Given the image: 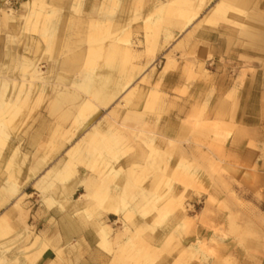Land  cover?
Listing matches in <instances>:
<instances>
[{"label":"rangeland","instance_id":"1","mask_svg":"<svg viewBox=\"0 0 264 264\" xmlns=\"http://www.w3.org/2000/svg\"><path fill=\"white\" fill-rule=\"evenodd\" d=\"M25 1L9 0V3L8 1L3 3L0 0L1 43H4L5 40L7 45H16L19 48L20 44L27 39L21 30L23 16L20 17L22 13L26 12ZM46 1H50L49 7L56 12L55 26L52 39L46 49L39 53V63L33 74L36 79L33 81L34 85H42L39 79L45 76L50 61L54 60L60 64L64 58L70 57L72 53L84 55L88 45L85 41V35L88 32L90 21L93 20H109L112 32L124 30L123 39L135 53L136 58L132 62L139 65V71L126 92L115 103L101 107L94 114L93 119L87 122L84 127L76 130L70 127L68 130L69 141L63 137L64 129L58 136L49 139L47 142H45L46 137H39L40 141L45 142L41 152H36L32 139L36 138L40 131L47 135L54 124V120L45 114L44 107L34 108L33 114L21 128L20 134L22 136L20 151L26 158L22 164L14 163L12 170L14 176L11 178L12 171L9 172V175L3 168L10 150L1 151L0 218L1 215H6V220L5 222L2 221V225L9 226V228L5 230L3 236H0V258L5 257L12 264H29L32 261L37 262L47 251L51 254H55V251L57 254L55 257L62 264H69L71 258L76 257L72 256L73 251L65 246L63 236L65 228H74L73 233L76 231L80 233L86 228L93 229V227L80 225L69 210L60 211L56 206L49 208L44 202L47 191L43 188L49 182L55 183L53 186L60 183V176L57 174L56 168L62 169L68 160V151L77 141L81 140L97 121L115 110L120 116V121L129 129H135V133L141 130L147 136L154 133L156 139L158 138L157 140L166 136L176 141L172 144L171 156L167 157L169 173L173 172L172 169H176L177 172L175 177H171L173 190L170 194L172 197L180 196L184 215L174 217L176 211L168 212L166 210V215L156 223L154 220L158 214L156 211L150 210L145 215L147 226L140 232L133 229L127 220H118L119 216L109 215L107 218L106 215H101V221L108 223L111 227V237L116 238L118 236L119 241L118 244H112L108 249H105L113 253L112 262L109 264H123L124 258L119 255V249L124 247L128 236L136 234V231L144 242H150L153 249L158 250V258L154 261L157 263L152 264H161L160 261L172 255L174 260L171 264H264L263 193L259 187L254 186L250 188L252 195L246 199V188H242L241 184H243V180H247V172L231 170L227 165L229 160L219 155L220 150L227 145H241L242 138L249 139L246 144L247 148L258 150L256 140L258 135L255 133L254 136H251L245 129L236 125L230 132L228 129L226 130L227 133L229 132L227 136L214 137V134L223 127L213 122L214 120L230 119V112L233 120V113L236 108L235 95L233 92L227 93L223 97L224 103L220 102L215 105L216 96L211 83L212 75L209 71L215 67V62L211 54H207V57L204 58L199 53L200 43L196 39V31L203 26H195L197 21L195 19L199 17L198 15L202 16L207 13L203 18L205 24L215 26L220 22L219 26L211 28L222 29L229 35L245 40L247 37L244 35V31L242 32L245 27L248 26L261 32L264 30V0H254L255 8L262 15L263 21L245 19L244 14L233 9H229L224 17L220 14H213L211 9L220 0H207L200 8L194 6V15L189 22L185 19H178L177 21L180 22L178 27H167L153 18L154 22L151 25H156L159 28L155 35L151 33L153 28L148 31L145 29L144 21L153 13V8L164 0H104L101 10L98 8L102 0H82L81 4L75 8L72 7L73 0ZM1 9H11V15L15 18L14 26H9L6 30H3L1 26ZM249 10H252L251 6ZM7 30L12 36L7 34ZM35 30L33 29L34 32H36ZM34 34L36 37L37 33ZM245 34L251 35V33ZM152 41L153 43H150ZM40 42L43 43L42 39ZM119 44L122 45L121 42ZM247 45L249 44L243 43L244 47ZM147 47H153L152 55L148 53ZM64 50L66 51L64 52ZM23 51L26 52L25 49ZM11 52L14 54L15 49H11ZM164 63L165 66L163 67ZM149 65H152V68ZM160 71L161 73L166 72L160 76ZM169 71L174 72V75L167 76L166 73ZM59 72L67 75V77L77 74L74 70L64 67ZM245 72L246 70L243 69L240 74L234 73L235 80L241 81ZM6 75L9 76L10 80L20 78L18 72L12 71L11 64ZM176 78L178 79V81L175 80L176 84L171 85L173 81L171 79ZM134 80L135 85H133ZM29 88L31 89V87ZM155 90L160 94L158 100L160 109H141L144 114L138 117L134 114H128L130 109L133 110L131 107L133 100L139 99L140 104L143 103L142 105H144L145 100H148ZM127 92H131V95L129 96L130 99L127 98L126 103V98L123 97ZM29 103L32 106L34 101L30 99ZM220 111H223L222 116ZM171 120L175 121V126H171ZM128 128L123 133L126 136L127 145L133 146V150L126 152L125 156L130 154L132 159L135 153L138 157L141 156V159L136 157L133 161L131 160V163L137 162V165L141 166L144 162L149 161L145 157L146 147L142 140L132 137ZM142 137L145 138L146 136ZM157 140L155 146L159 149L157 151L161 153L162 150H165V144H160ZM39 158L43 159V165L36 168L33 175H29V169L35 168V162ZM187 160L190 161V164H186ZM182 161L186 162L187 168L182 169L180 165ZM192 168L198 171L196 179H194L193 174L188 172ZM75 174L84 179L96 177V173L84 165H76ZM152 174V172H148L147 177ZM248 174L252 175L251 183L254 184H259L261 179H264V173H260L256 169L248 172ZM40 178L47 181L42 187L39 184ZM146 181L139 185L143 186ZM96 182L97 180H95ZM230 183L236 184L237 191L236 188L230 186ZM109 186L112 187L113 183ZM181 186L184 188L182 189ZM9 189L13 192H10ZM85 191L84 185L79 186L76 194L73 195V199H78L80 193ZM160 191L159 189L158 192L160 193ZM21 195L23 196L19 201L20 207L13 208L12 206ZM143 204L147 209L157 206L155 200ZM13 216L17 220L16 223L11 219ZM167 216L168 218H166ZM136 217L138 218L139 215ZM69 222L72 223L73 227L68 225ZM169 224L173 226V229L168 232ZM127 226H130L132 231L126 232L124 229ZM113 231L116 232L114 236H112ZM77 237L76 234H72V239L69 242ZM44 238L54 242L55 246L53 249L47 248L39 256L38 249L40 247H38V243L40 244ZM194 239V244H189L182 249L183 243H188ZM35 240H37V245L33 246ZM59 246H65L67 251L64 249L62 253L59 249L56 251V247ZM112 246H116V249H112ZM169 246H172V252L167 250ZM133 252L135 253L134 248L131 250V253ZM76 253L74 251V254ZM170 253L172 254L170 255ZM38 256L39 258L35 260ZM133 262L134 259L129 263L147 264L145 262L148 261L135 260Z\"/></svg>","mask_w":264,"mask_h":264},{"label":"bare ground","instance_id":"2","mask_svg":"<svg viewBox=\"0 0 264 264\" xmlns=\"http://www.w3.org/2000/svg\"><path fill=\"white\" fill-rule=\"evenodd\" d=\"M2 1L3 3L7 1L9 3V0ZM81 1L73 0L72 7L79 6ZM206 1L164 0L153 8V13L144 21V27L147 31L153 28L151 33L155 35L159 28L156 25H151L154 22L153 18H156L155 20L167 27H178L180 23L177 21L178 19H185L189 22L194 15V6L200 8ZM49 2L46 0L25 1L26 12L22 13L20 17L23 16L21 30L23 36L27 39L20 44L19 48L16 45H7L5 40L4 43L0 42V154L1 151L10 150L3 167L8 174L13 170L14 163L22 164L26 158L20 151L22 139L20 134L21 128L33 114L34 108L44 107L45 114L54 120V124L47 135L40 131L37 134L38 136L32 139L36 152H41L43 144L58 136L62 129L65 130L63 137L66 141H69L70 134L68 130L70 127L73 130L84 127L87 122L93 119L94 114L101 107L115 103L126 92L139 71V65L132 62L136 55L123 39L124 30L120 29V31L112 32L109 20H93L90 21L88 32L85 35V41L88 45L84 55L72 53L70 57H67L69 60L64 58L60 64H57L54 60L50 61L45 76L39 79L42 85H34L33 81L36 79L33 74L39 63V53L41 50L46 49L52 39L55 26L54 17L56 12L49 7ZM103 2L104 0L100 1L98 10L102 9ZM251 3V0H220L211 10L213 14H220L224 17L229 9H233L244 14L245 19L257 20L258 17L253 10H249ZM3 9H1V26L3 30H6L9 26H14L15 18L11 15V9ZM33 29H36V32ZM243 31L253 35L256 33L255 29L248 26ZM34 33H37L38 38L35 37ZM7 34L12 36L8 33V30ZM41 39L43 43L40 42ZM150 43H153V41ZM23 48L26 52L23 51ZM152 48L147 47L148 53H152ZM11 49H15L14 54H12ZM10 64L12 71L18 72L20 76L18 80H10L9 76L6 75L7 71L10 70ZM63 67L72 69L77 74L67 77V75L65 76L62 72H59ZM8 74L10 73L8 72ZM130 95L131 92L124 95L123 98H126V103L127 98L130 99ZM159 98V92L157 90L153 91L150 98L145 100L141 109H160L158 106ZM30 99L34 101L32 106H30V103L28 104ZM138 103L139 99L133 100L131 107L136 110L137 107L135 106ZM133 113L134 111L131 109L128 111V114L133 115ZM66 127H68L67 130ZM126 128L128 127L120 121V116L115 110L106 114L68 151V160H66L62 169L56 168L57 174L60 176V183L53 186L55 183L49 182L43 188L47 191V195L44 197L46 205L49 208L56 206L60 211L69 210L80 225L93 227L98 235L97 244L104 249H108L112 244H118L119 241L118 236L116 238L111 237V227L108 223L101 221V215H106L107 218L109 215L119 216L118 220H127L133 226V229L140 232L147 226L143 222V218L150 210L157 212L156 221L154 220L157 223L166 215V210L181 213L184 209L180 196L172 197V194H170L173 190L171 177H175L177 172L174 168L175 170L172 169L173 172L169 173L167 157L171 156L172 144L176 141L166 136H162L161 139L157 140L158 138L156 139L154 133L147 136L141 130L137 131V134L134 132L135 129L128 128L132 137L142 140L147 150L145 157L149 161L138 166L137 162L131 163V160L133 161L136 157L141 159V156L138 157L136 153L133 159L132 156H129L130 154L125 156L126 152L133 150V146L127 145V139L123 133ZM39 137H46L45 142L40 141ZM156 140L160 144H165V150L163 151L161 148L163 151L161 153L157 151L159 149L155 146ZM173 151L175 150L173 149ZM181 157L179 159L182 160ZM185 163L182 161L180 164L182 169L187 168L186 164L188 163ZM35 164L36 166H42L43 159H37ZM76 165H84L96 173V177L84 179L81 176L74 175ZM31 172L32 170H29L28 174L30 175ZM148 172L153 174L147 177ZM11 176H14L13 171L10 178ZM250 176L252 177V175ZM95 180H97L96 183ZM144 181L146 183L143 186L139 185ZM46 182L43 178L39 181V184L42 187ZM181 182L183 183V181ZM111 183H113V188L109 186ZM82 185L85 186L86 191L80 193L78 199H73L78 187ZM159 189L161 190L160 193L158 192ZM9 190L13 192V190ZM22 196L18 197V200L12 206L13 208L20 207L19 201ZM151 200H155L157 206L147 209L143 203ZM136 215H139V217L137 218ZM5 220L6 215H1L0 236H3L5 230L9 228V226L2 225V221L5 222ZM68 225L72 226V223L69 222ZM124 230L126 232L132 231L130 226H127ZM137 231L136 234L128 236L124 247L119 249V255L124 258L123 264H130L129 262L132 259H134V262L140 260L141 262L148 261L145 262L147 264L157 263L154 261L158 258V250L153 249L150 242H144ZM82 242H84V239L79 236L73 239L72 242L67 243L66 247L71 251ZM35 245H37V240H35L33 246ZM54 246V242L46 238L42 239L41 243H38V247H40L38 255L40 256L47 248L53 249ZM133 248L135 250L134 254L131 253ZM34 262L32 261L29 264H34ZM0 264H12V262H9L5 257H1Z\"/></svg>","mask_w":264,"mask_h":264},{"label":"crops","instance_id":"3","mask_svg":"<svg viewBox=\"0 0 264 264\" xmlns=\"http://www.w3.org/2000/svg\"><path fill=\"white\" fill-rule=\"evenodd\" d=\"M251 9L259 18L256 21H263L262 15H260L257 11L258 9L255 8L254 0H252ZM206 15L207 13L203 14L202 16L198 15L199 17L195 19L197 20L195 23L196 27L203 26L196 31V39L200 43L199 53L202 55V57L206 58L207 54H211V57L215 62V67L210 70L208 69L212 75L211 83L213 84L216 96L215 105L220 102L224 103L223 97L227 93L233 92V94L235 95L236 107L233 113V120L230 112V119L220 118L213 121L218 125L223 126H221L222 128L214 134V137L218 138L221 136H227L236 125H239L243 129H245V131H247V133H249V135L251 136H254L255 133L256 135H258L256 137L258 150L247 148L246 144L249 139L242 138L241 145H227L220 150L219 155L224 156L229 160V163H227V165L233 171H242L248 173L256 169L258 172L264 173V30L263 32L256 30V33L254 35H247L241 29L247 39H239L237 36L229 35L222 29L211 28L219 26L220 22L215 26L205 24L203 22V18ZM244 42L248 43L249 45L244 47ZM149 66H151L152 68V65ZM164 66L165 63L163 67ZM243 69H245L246 72L244 73L241 81L235 80L236 76H233V74H240L241 70ZM164 73H161L160 76H162ZM166 75L169 77L173 76L174 72L169 71L166 73ZM171 80H173L171 82V85H175L176 81H178L177 78ZM135 84L136 83L134 80L133 85ZM142 104H140L139 100V103L135 106L137 107V109H133V114L136 117L144 114V112L141 110ZM219 113L221 116L223 115V111H220ZM175 124V121L171 120V126H175ZM227 129L229 130L228 133L226 132ZM187 163L190 164V161L187 160ZM40 167L41 166H36L35 164V168L33 170H29H32L31 174L33 175L34 170ZM188 172L193 174L194 179H196V177L198 176V171L194 168H192ZM247 176V180H243L244 182L243 184H241L242 188H246V199H248V197L252 195V193L250 192V188L254 186L259 187L264 196V179H261L259 184H254L253 182L251 183L252 178H250V174H247ZM41 179L42 178H40V180ZM230 186L236 188L237 191L236 184L230 183ZM181 188L183 189L184 187L181 186ZM170 215L168 216L170 217ZM182 215H184L183 212L176 213L173 216L178 217ZM168 216L166 218H168ZM11 219H13V221L16 223L17 220L15 216L11 217ZM145 219L146 217L143 218V222H145ZM172 229L173 226L169 224L167 231L169 232ZM73 230L74 228H65V231L63 232L64 243H69V240L72 239V234H76L78 237L82 236L84 242H82L74 250H71L73 251L72 256L76 257H72L69 264H109V262H112L113 253H110L104 248L98 246V235L96 234L94 229L86 228L80 233H78L79 231L76 230V232L73 233ZM115 234L116 232L114 233L113 231L112 236H114ZM194 242L195 239L193 241H188V243H183L182 249L189 244H194ZM65 246L56 247V251L57 249H59L61 253L63 249L67 251L65 249ZM176 247H178V244H176ZM112 249H116V246H112ZM167 250H170L172 252V246H169ZM74 251H76L77 253L74 254ZM47 252L43 254L42 257L34 264H62V262H60L58 258L55 257L57 255L55 251V254ZM171 254L172 253H170V255ZM173 260L174 256L172 255L167 256L160 262H162L161 264H171Z\"/></svg>","mask_w":264,"mask_h":264}]
</instances>
